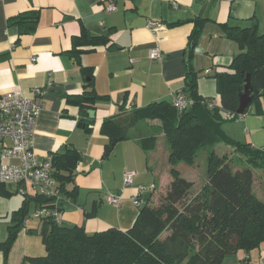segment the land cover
Listing matches in <instances>:
<instances>
[{"label":"crops","instance_id":"0c3cea01","mask_svg":"<svg viewBox=\"0 0 264 264\" xmlns=\"http://www.w3.org/2000/svg\"><path fill=\"white\" fill-rule=\"evenodd\" d=\"M110 1L115 8L107 11ZM28 10L38 11L36 29L32 34H20L18 27L8 21ZM196 18L206 19L191 57L197 73V92L218 102L214 75L230 72L233 58L241 51L225 35L223 26L256 25L258 32L264 33V0H0V96L17 88L31 97L35 87H44L33 128L34 152L42 157L72 148L80 155L73 182L66 186L68 191L76 187L75 197L60 191L62 222L82 225L89 233L109 227L125 231L139 212L140 206L133 204L134 197L142 203L147 199L152 202L156 189L159 193L167 191L171 181L168 158L163 159L161 170L152 169L150 162L154 159L148 153L155 150L156 144L149 150L140 145L146 137H156V143L157 137L163 139L160 121H139L128 131V138L115 142L109 152V137L101 131V125L108 117L129 113L151 102L171 101L182 91L188 37ZM150 20L163 27L152 30L147 26ZM82 31L86 35H105L108 40L88 44L79 39ZM153 46L161 50V60L148 57V49ZM91 89L98 97L90 108L95 111L94 119L87 124L80 120L88 119L90 109L83 112L78 100ZM139 126L154 127L160 134H145ZM224 127L237 140L254 147L264 146V96L251 101L244 114L227 121ZM128 169L137 172L131 185L123 181ZM201 178L204 185L206 172ZM256 178L264 181L262 169L254 170L252 188ZM188 180L193 182L194 194L200 181L196 174ZM152 183L153 191L138 189ZM21 188L24 194L20 193ZM261 193L264 197V191ZM107 194H120V203H108ZM33 197L35 191L28 183L0 182V244L8 238L18 211L24 212L6 264H22L25 257L45 253L41 236L44 221L33 215ZM2 260L0 249V264ZM261 262L264 241L249 251L238 249L220 264Z\"/></svg>","mask_w":264,"mask_h":264},{"label":"trees","instance_id":"16d2710c","mask_svg":"<svg viewBox=\"0 0 264 264\" xmlns=\"http://www.w3.org/2000/svg\"><path fill=\"white\" fill-rule=\"evenodd\" d=\"M38 11L28 10L9 19L20 34H32L37 25ZM206 19H194L188 37L186 78L182 89L193 103L184 110L176 109L171 101L160 100L114 115L103 120L101 131L109 137L106 152L112 145L128 138V131L142 120L157 119L168 148L171 181L157 203L143 202L133 225L128 230L109 227L86 232L82 225H68L43 217L41 231L45 254L25 257L22 264H220L223 258L238 249L249 251L264 241V202L253 193L254 170L264 172V146L230 136L224 123L241 114L236 113L238 88L250 74L252 102L264 96V33L257 26L242 27L225 24V35L234 40L240 52L230 64V72L216 73L218 105L208 107L214 98H203L197 92V73L193 70V48ZM172 23L170 25H176ZM79 39L88 44H102L108 37L86 35ZM98 95L91 89L78 100L86 112L94 107ZM246 110L244 111V113ZM243 113V114H244ZM223 143L231 153L210 150L206 154V182L193 194V182L182 177L176 168L179 162L193 165L198 152L205 147ZM156 137L140 140L144 149L155 147ZM236 153V154H235ZM235 154V155H232ZM79 152L72 148L54 153L53 175L60 191L75 197L73 182ZM35 206L46 200L36 196ZM36 209V208H35ZM61 201L58 211H61ZM24 212L19 210L9 227L6 241L0 244L6 264L8 250L15 233L23 224Z\"/></svg>","mask_w":264,"mask_h":264},{"label":"built area","instance_id":"2783aa9c","mask_svg":"<svg viewBox=\"0 0 264 264\" xmlns=\"http://www.w3.org/2000/svg\"><path fill=\"white\" fill-rule=\"evenodd\" d=\"M114 8L115 4L112 1L106 6L107 11H112ZM147 26L154 31L163 27L160 22L152 20L148 21ZM148 57L152 60H161L163 54L157 46H153L148 49ZM43 94L44 87H35L31 97L24 96L17 88L0 96V182L30 184L35 195L46 200L41 206L36 207L33 215L38 218L48 217L55 222H60L58 202L61 193L53 175L54 153H47L41 157L32 148L34 123L41 108ZM171 102L176 109L184 110L193 103V100L182 90L174 95ZM207 105L213 108L218 105V102L213 100ZM136 175L135 170H125L124 184L131 185ZM23 189L21 188V194L25 192ZM138 189L153 191L155 185L153 183L140 185ZM105 199L108 203L119 204L121 196L120 194H107ZM133 204L139 207L142 200L134 197Z\"/></svg>","mask_w":264,"mask_h":264},{"label":"rangeland","instance_id":"374dc122","mask_svg":"<svg viewBox=\"0 0 264 264\" xmlns=\"http://www.w3.org/2000/svg\"><path fill=\"white\" fill-rule=\"evenodd\" d=\"M148 128H149V130H148ZM138 129L142 132H146L145 134H147L148 132H150V134H156V136L158 133L160 134V130H156L154 127L150 128L148 126H139ZM213 149L216 150L218 153H221L224 151V152H227L229 154L231 151L230 150L231 148L229 146H226L223 143H217L212 147L209 146V147L202 148L198 152L193 165H188V164H185L183 162H179L176 165V168L180 171L181 176L189 179L192 174H196V177H197L198 181H200V185L202 186L201 176L204 174V172H206L205 155L207 154V152H209L210 150H213ZM168 152H169V148H168V144H167L165 138L163 137V139H161L160 137H157V143H156L155 150L150 151L148 153L149 156L151 157V159H154L153 160L154 162L152 160L150 162L151 168L152 169L154 168L155 170H161L162 165H163L162 161H163V159L166 160L168 158V154H169ZM199 176H200V178H199ZM191 191H192V189H191ZM262 191H264V181L256 178L255 183H254V187H253V193L255 194V196L259 200L264 202V197L261 193ZM159 194H160L159 190L156 189V191H155L156 199H154V201L151 202L152 205H155L157 203V199H158Z\"/></svg>","mask_w":264,"mask_h":264},{"label":"water","instance_id":"95a60500","mask_svg":"<svg viewBox=\"0 0 264 264\" xmlns=\"http://www.w3.org/2000/svg\"><path fill=\"white\" fill-rule=\"evenodd\" d=\"M237 95H238V103H237L236 113L242 115L246 110V108L251 103L253 96L250 74L245 75L242 84L238 88ZM94 112L95 111L93 109L88 110V119H81L80 121L89 124L90 121L94 119ZM142 206L143 203L140 205V208Z\"/></svg>","mask_w":264,"mask_h":264}]
</instances>
